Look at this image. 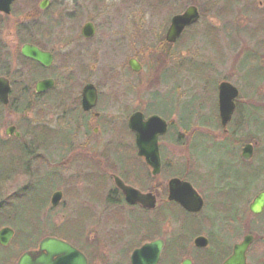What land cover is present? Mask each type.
I'll return each instance as SVG.
<instances>
[{"label":"rangeland","instance_id":"obj_1","mask_svg":"<svg viewBox=\"0 0 264 264\" xmlns=\"http://www.w3.org/2000/svg\"><path fill=\"white\" fill-rule=\"evenodd\" d=\"M169 1L176 10L183 3L195 4L200 9L201 17L195 25L188 27L180 41L182 44L172 47L170 72L167 74V77L171 76L169 82L163 76L158 78L161 82L156 86H144L146 75L142 74L139 105L144 111L170 119V129L162 142L166 167L164 165V171L156 181L157 188L160 182L166 183L172 176L185 175L198 192L205 194L206 207L195 215L178 210L180 214L176 212L173 217V207L166 208L165 198L154 216L146 214V218L145 214L140 213L139 216L128 217L138 209L109 203L105 199L114 186L110 176L102 192L90 199L85 193L89 191L87 193L91 194L92 189V192L96 191L95 187H99L102 181L101 173H95L92 178L84 174L85 171L94 172L101 167L100 161L84 154L86 167H82L81 157L73 156V152L69 151L70 128L64 126L57 130L43 125L37 130L42 152L30 142L25 145L32 147L33 157L29 162L31 174H17L19 176L9 182L5 191V194L12 195L32 180L20 196L16 208L20 221L26 220L24 213L41 214L43 235L32 248L38 246L43 236L53 233V227H60L64 233L55 236L84 249L90 264H130L129 257L134 248L156 238L163 239L167 245V241L175 235L182 240L187 237L186 247L182 253H178L176 246H171L167 252L164 251L159 264H172L174 260L175 264H181L186 257L194 259V264H219L229 252V247L233 249L235 242L240 241L246 233H252L256 239L248 254L249 264H264V213L256 216L248 208L254 196L264 189V175L260 174L257 184L252 183L249 191L244 181H238L247 177L246 173L251 171L252 166L255 168L258 165L259 156L263 155L264 159V0ZM62 3L55 16L46 14V23L43 25L40 22L43 25L40 27H44L47 33L55 31L61 38V43L54 46L59 56L57 65L61 69L60 74L63 78L74 73L81 77L88 74L93 82L103 84L101 88L104 91L113 88L115 96H110V93L104 95L107 100L105 106L109 110L117 109L114 106H118L121 99H117L115 90L120 89L121 83L115 81L111 86L108 83L112 76L120 78L129 73L127 67L125 69L122 65L135 52L125 46L116 51L95 44H91V48L85 45L78 49L76 36L68 44L65 42L69 40L63 38L79 34L81 27L91 20L103 34L112 32L111 28L115 26H122L128 35L135 36L137 40L140 37L145 43L159 45L157 40L166 20L168 25V15L181 10L169 14L168 7L159 4L158 0H80L77 5L69 1ZM208 29L213 35L208 33ZM106 34L111 44L110 40L114 39L109 33ZM49 46H53V43ZM143 48L139 57L144 65L148 61L147 56L150 59L163 57L159 46L146 49V55H143ZM89 49L95 50L97 55L90 56ZM166 67L162 68L163 72ZM146 69L144 67V71ZM74 79L77 80V76L74 75ZM223 80L230 81L240 90L237 97L239 111L226 129L218 120L216 108L217 85ZM29 102L18 112L7 106L0 108V139H11L5 135V129L10 124L23 128L27 140L35 138L33 127L38 123L56 125L61 111H56L53 106L48 108L49 105L46 107L35 98ZM113 131L112 135L111 131L108 134L110 139L129 136L126 132L119 134L117 129ZM247 142L255 145L254 155L249 161L241 157L242 148ZM81 148L84 146L78 147L79 151H83ZM86 148L89 149V146ZM110 148L114 152L110 153L109 162L116 158V148ZM6 149L1 157L6 161V170L12 172L15 168L12 164L13 150L11 152L9 147ZM41 156L40 166L38 158ZM4 159L0 158V163ZM127 164L132 170L129 176L139 174L142 177L144 168L141 164ZM261 165L264 168V161ZM118 171L119 168L113 169V172ZM35 172L37 177L33 174ZM230 181L237 182L239 186L229 189ZM218 187L230 190L229 195L220 194L216 189ZM56 190H62L63 197L58 205H52L51 198ZM160 194L163 198L164 191ZM229 199L237 200V205H234L238 207L236 213H228L229 208L223 203L221 205V200ZM149 215L153 218L148 219ZM230 215L234 216V223L229 219ZM198 234L210 238L207 247L195 246L193 241ZM208 249L211 253L209 259H205ZM13 251L17 263L21 253L19 249Z\"/></svg>","mask_w":264,"mask_h":264},{"label":"flooded vegetation","instance_id":"obj_2","mask_svg":"<svg viewBox=\"0 0 264 264\" xmlns=\"http://www.w3.org/2000/svg\"><path fill=\"white\" fill-rule=\"evenodd\" d=\"M62 1L74 2L75 5H77V3L80 0H13V2L11 3L10 12L0 11V78L4 80V82H7V85L10 88V91L8 93V103L6 104L3 103L0 98V108L7 106V108H10L15 112H18L24 107L25 104L27 105L29 101L31 102L32 98H35L38 99V101H42L46 107L47 105H49L48 108L53 106L52 108L55 107L56 111L57 110H59V112L61 111L60 115H58L56 119V125L48 126L44 123H38L37 129H39V126H43V125L49 128L55 127V129L57 130H60L61 127L64 126L69 127L71 131V137L69 140L70 142L69 151L73 152V156L81 157L80 162L82 163V167H86L84 164L86 159L84 154L94 157V159L100 161L101 167H98L94 172L85 171L86 173L84 174V176H86L87 178H92V176L95 173L97 172L101 173L102 181L100 183V186L95 187L96 189L95 192H92L93 190L92 189L91 194L87 193L89 191H86L85 193L88 197H90V199H92L93 195L98 196L97 194L99 192H102V190L105 188L104 185L106 184L107 177L110 176L111 180L114 182V186L113 188H111V193L107 192L105 199L109 203L111 202L114 204L138 209L136 213L129 214L128 217H130V215L139 216L140 213H143L145 215L153 214L154 216L156 211L161 208L162 205L160 206V208L159 205L162 204V200H164L165 198H166L165 203H167L166 208L173 207L174 209L179 208V210L181 208L182 209L181 212L188 215L191 214L195 215L199 213L200 211L199 212L187 211L186 209L183 208V206L180 203L176 202L175 200H170L169 198L170 180L172 178L177 177L182 180L190 181L185 175L172 176L167 180L166 183L160 182L161 184L157 188L156 181H158L159 175L163 173L164 165L166 167L164 153L162 151L163 136L159 138V142H158L160 156L162 160L161 171L159 174L154 175L152 167H150L146 163V160L143 156L139 155L138 153L139 148L137 144L136 134L131 130L129 126V120L131 116L136 112H142L146 118L150 115H153L151 114V111L142 110L141 106L139 105V90L142 84L141 83L142 74L146 75V78L143 81L144 86L147 84H149V86L151 87L156 86L158 83L161 82V80L158 78L163 76L167 78L166 82H169L171 76L167 77V74L170 72V65H171L170 56H171L172 47L173 45L182 44L180 41L183 40V37L185 36L186 32L189 29L186 28L183 34L180 36V38H178L176 42L174 43L169 42L166 39V34L169 26L171 25L172 18L175 15L172 14V15H168V17L170 16L168 25L166 20V24L164 25L161 31L160 39L157 40L159 42V45H156L153 42L145 43V40L144 41L141 40L140 37L139 40H137L135 36L128 35L123 30L122 26L121 27L115 26L111 28L112 32H106L109 33L111 37L115 40V41L110 40L111 41L110 44L108 41V37H109L108 34L106 33L103 34L102 32H99V28L91 20L87 21L86 23L91 22L93 24L94 26L93 32H91V30L88 29L87 34H84L83 29L86 24L85 23L81 27L79 34L75 33V35L73 36L67 35V37L63 38L64 40H69L68 42H65L66 44H68L70 43V41L73 40L72 37L76 36L75 39L78 42V46H77L78 49L84 48L85 45H88L91 48L92 47L91 44H95L98 46L103 45L106 46L107 48L109 47L110 49L116 51L117 48L119 50L124 48L125 46L129 48L130 51L135 52L131 57L126 59V62L123 63L124 65H122V67H125V69L127 67V71L129 73L121 75L120 78L116 76H112V79L108 83V85L110 86L115 81L117 83H121L120 89L115 90V92L117 93V99H121V103H119L118 106H114L118 110L117 109L114 110V108H110L109 110V108L105 106V102L107 103V100H105L106 98L105 93L108 94L110 93V96H115L113 93V88L109 89L108 92L104 91L101 88L103 87V84L99 82H93L91 76H89L88 74L82 75L81 77V75H77L76 73H74L67 75L66 78H63L62 77L63 75L60 74L61 69L59 67V64L57 65V60L59 59V56L57 55L54 46L58 43L59 44L61 43V38L56 35L55 31H49L47 33L44 30V27H40V26H43L46 23L47 21L46 14L47 16H49L52 13V16L53 15L55 16L58 13V7L62 6L63 4ZM187 4L188 3L181 4L180 8L176 6L175 8H178L177 10L174 9L172 5V1L166 0L165 5L169 9L168 11L169 14L170 12H176L181 10L180 12L176 13L178 14V13H182L188 6L195 5V4H188V5ZM55 9L57 12L55 11ZM116 29L117 31H114ZM76 41L74 40V42ZM50 43H53V46H49ZM26 46L31 48L35 47L39 49L40 51L47 54V57L44 58L43 60H38L27 55L25 52ZM156 46H159L161 48L159 51L162 52L163 57L150 59V57L147 56L148 61H145V65H144V63L141 60L142 58L139 57V55L141 56L140 54L142 50L141 47H144L143 55H146L147 53L146 49H150ZM89 53L90 56L97 55L95 50L90 51L89 49ZM131 60L136 61V64L138 65L139 68L138 70L133 69V67L130 64ZM166 65H167L166 70L163 72L162 68L165 67ZM144 67L147 68L145 71H144ZM74 75L77 76L78 78L77 80L74 79ZM136 77H139L140 79L138 80ZM45 80H52L51 86H46L44 87L43 90L39 91L37 89L38 83ZM89 84L95 86L97 98L94 106H92L89 109H85L82 104L83 91L84 88ZM62 85L64 86L61 88ZM219 85L220 83L217 85L216 108H217L218 120L220 124H222L220 111H219ZM1 86H5V83H3V85L0 84V87ZM238 100L239 99L236 98L235 100L236 107L230 122L233 120L234 116L239 111L240 106ZM245 110L247 109L245 108ZM63 113H66V115H64ZM160 116L167 121L170 129V123H169L170 119L162 115ZM12 125L15 126L18 131H20L21 133L20 137H17L16 133H14L13 135L6 133L7 128ZM9 126L5 129V135L7 137H10L11 138L10 140L18 141L22 145H26V142H30L34 145H37V147L42 152V145L38 137L33 138L31 140H27L25 137H23L24 136L23 128H20L15 124H10ZM114 128L117 129L119 134H122V132H126V134H128L129 136L110 139L108 137V134L111 131L112 132L111 135H112L114 132L113 130H115ZM26 129L30 130V127H27ZM93 136H97V138H93ZM80 146H84V148H81L83 151H79L78 147ZM86 146H89V149H87ZM110 146H114V149L116 148L115 149L116 158L115 159L113 158L112 159L113 161L109 162L110 153L112 154L114 152L113 149H112L113 151H111ZM60 153H58V155ZM39 159L41 166V161L43 157L41 156V158H38V160ZM46 159L48 158H45V160ZM128 162H136L143 166L144 171L142 177L139 174H135L136 176L134 175L133 177L129 176L130 174H132V170L130 167H128L127 164ZM116 168H119L118 173L113 172V169ZM83 170H85V168ZM260 174L264 175V170ZM116 176H119L126 184L138 188L144 193L153 194L156 197V207L148 208L139 203L132 204L128 202L126 195L124 194L122 189L116 184L115 181ZM137 182L142 183V185H139ZM190 182L193 185V187L196 189V186L193 184V182L192 181ZM86 183L88 184L87 188H89L90 187L89 182L87 181ZM163 191H164L163 194L164 197L162 198L161 197L162 194L160 193ZM198 194L204 200L203 208L206 207L205 194L202 195L200 192H198ZM263 213L258 214L256 216H260ZM149 216L150 217L148 219L153 218L152 215ZM174 216L175 213L173 212V217ZM147 217L148 216L146 215V218ZM231 222L234 223L235 219ZM130 230L131 227L129 228V231ZM247 234H251V233H246L245 235ZM245 235L243 236V238L245 237ZM243 238L240 241L235 242L233 246L241 242ZM254 242H255V238L253 240V243ZM253 243L250 245V247L247 250V264H249L248 254ZM71 244L78 250L85 253V255L88 257L90 264V258L86 253V251L80 248L75 243H71ZM233 249L229 247V252L223 256L222 261L219 264H222L233 253ZM134 250L135 248L132 250L129 257L130 264H132L131 258ZM192 261L194 264L195 262L194 259H192Z\"/></svg>","mask_w":264,"mask_h":264},{"label":"water","instance_id":"obj_3","mask_svg":"<svg viewBox=\"0 0 264 264\" xmlns=\"http://www.w3.org/2000/svg\"><path fill=\"white\" fill-rule=\"evenodd\" d=\"M13 0H0V11L10 12L11 3ZM200 18V12L196 5H190L183 13L177 14L172 18L170 27L167 30L166 39L169 42H176L181 36L186 27L196 23ZM93 24L86 23L83 29L84 34H87L88 29L93 32ZM27 55L43 60L47 54L37 48L25 47ZM134 70H138V65L135 60L130 61ZM5 86L0 87V98L3 103H8V93L10 91L7 82L0 78V84ZM52 80H45L38 83L37 89L43 90L46 86H51ZM239 95V89L228 81H223L219 85V111L222 125L226 127L232 119L235 111V100ZM97 98L96 88L89 84L84 88L82 104L85 109L94 106ZM129 126L136 134L139 155L144 156L146 162L152 167L153 174L157 175L161 171V157L159 151V137L166 134L168 131L167 121L159 115H152L148 118L142 112L134 113L130 120ZM7 134L17 137L21 133L17 131L15 126L7 128ZM254 154V146L248 143L244 146L242 157L245 160H251ZM116 184L122 189L126 195L127 201L134 204L140 203L148 208L156 207V197L151 193H143L133 186L127 185L124 181L116 176ZM170 200H175L180 203L186 210L198 212L202 209L204 201L192 184L180 178H172L170 180ZM62 191L53 193L51 203L58 205L62 199ZM250 210L254 214H260L264 211V190L256 195L250 204ZM15 230L9 226L0 229V244L8 246L14 238ZM254 240L253 235H247L243 241L234 246L232 255L224 261L223 264H247V250ZM209 244V239L200 235L195 239L197 247H206ZM164 248V241L156 239L146 243L140 248H137L132 254V264H158L161 258V253ZM17 264H88V259L80 250L76 249L70 243L55 237L46 236L39 242L38 249L24 251L18 259ZM182 264H193L190 258L185 259Z\"/></svg>","mask_w":264,"mask_h":264},{"label":"trees","instance_id":"obj_4","mask_svg":"<svg viewBox=\"0 0 264 264\" xmlns=\"http://www.w3.org/2000/svg\"><path fill=\"white\" fill-rule=\"evenodd\" d=\"M159 4L165 5L166 4V0L165 3L163 0H158ZM208 33H211L208 29ZM213 35V33H211ZM249 116V115H248ZM40 127V126H39ZM38 126L34 127V137L37 138V129ZM259 129H257L258 131ZM257 136H260L259 134L256 133ZM25 137V134L24 136ZM11 150H13V156H12V164L15 166V168L13 169L12 172H8L5 168L6 166V161L4 159V157H1V155H3L8 148ZM32 147H26L25 145H22L21 143H19L18 141H12L10 139L8 140H2L0 139V158L4 159V161H2L0 163V229L4 226H12L14 227L16 230V234L14 239L12 240V242L10 243L9 246L4 247L2 245H0V264H16L15 261V257H13L14 254V249H19L20 253H22L23 251L32 248L33 246H35L38 243L39 237H41V235H43V231H42V223L40 221L39 214L37 213H24V218H26V220L24 221H20L19 219V212L18 210H16V208L19 205V200H20V196L25 192V189H28L30 182H28L20 191H16L15 193H13L12 195L10 194H5V191L8 190V185L9 182L11 180H13L14 178H17L19 175L17 174H22V175H30L31 171H30V160H32V154L31 151ZM264 151V149H262V152ZM259 153L256 155L258 157ZM259 163L258 165L254 168V166H252L251 171L247 172L246 175L247 177L242 179L239 178L238 181L243 182L244 181V186H246V190L249 191V187L251 186L252 183L257 184V181L260 179V173L263 172L264 168L261 165V163L264 161L263 159V155L259 156ZM244 165H246L245 162H243ZM241 164V162H240ZM35 175V177H37V173H33ZM38 175H39V171H38ZM230 188H235L236 186H239L237 184V182H233L230 181ZM219 190V193H225L228 194L230 193V190H227L226 188H222V187H218L216 188ZM48 201V200H47ZM221 205L222 203L225 204L229 209H228V213H236L238 207H235L234 205H237V200L235 199H229V200H221ZM46 204V203H45ZM45 204H43L41 206V208L43 209ZM225 209V208H224ZM222 209V210H224ZM178 209H174L173 208V212L176 213ZM180 211H182V209L180 208ZM235 215V214H234ZM252 215V214H251ZM18 218V220L16 221V219ZM231 221L234 220V216L229 218ZM16 221V222H15ZM53 233L54 235H61L59 233H64L62 231V229L60 227H53ZM59 231V232H58ZM53 233H50V235H53ZM187 238V237H186ZM185 238V239H186ZM185 239L182 240L179 238H176V236L174 235L173 238H170L167 241V245H166V249L165 251L167 252V250L171 247V246H176V248L178 249V253L180 251V253H182L181 251L184 250V246L186 247V243H185ZM177 253V254H178ZM211 253V250L208 249V252L206 253V256H204L205 259H209V256ZM177 258V257H176ZM175 258V259H176ZM195 261V260H194ZM212 263H214L212 261ZM172 264H175V260L173 261ZM210 264V263H208Z\"/></svg>","mask_w":264,"mask_h":264}]
</instances>
